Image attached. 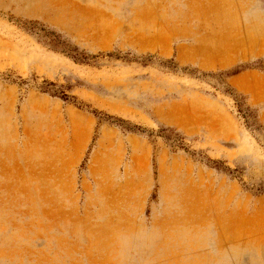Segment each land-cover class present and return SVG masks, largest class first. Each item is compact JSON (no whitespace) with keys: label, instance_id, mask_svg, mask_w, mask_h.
Returning <instances> with one entry per match:
<instances>
[{"label":"rangeland","instance_id":"obj_1","mask_svg":"<svg viewBox=\"0 0 264 264\" xmlns=\"http://www.w3.org/2000/svg\"><path fill=\"white\" fill-rule=\"evenodd\" d=\"M263 73L264 0H0V264H264Z\"/></svg>","mask_w":264,"mask_h":264},{"label":"crops","instance_id":"obj_2","mask_svg":"<svg viewBox=\"0 0 264 264\" xmlns=\"http://www.w3.org/2000/svg\"><path fill=\"white\" fill-rule=\"evenodd\" d=\"M255 70L254 69H251V68H246L244 69L242 72H240L242 75L243 73H246V72H254ZM264 74V73H263ZM235 85V84H234ZM236 86V85H235ZM243 90V89H242ZM245 91V90H244ZM248 99H249V102L256 106L258 108V115L259 117H263L264 115V101H256V99L251 95V94H248Z\"/></svg>","mask_w":264,"mask_h":264},{"label":"bare ground","instance_id":"obj_3","mask_svg":"<svg viewBox=\"0 0 264 264\" xmlns=\"http://www.w3.org/2000/svg\"><path fill=\"white\" fill-rule=\"evenodd\" d=\"M209 61H210V60H209ZM211 63H212V62H211ZM208 64H209V63H208ZM206 65H207V62H206ZM237 82H238V84H239V83L242 84V82H240V81H238V80H237ZM243 85H244V84H243Z\"/></svg>","mask_w":264,"mask_h":264}]
</instances>
